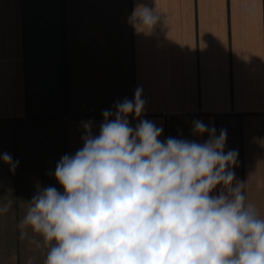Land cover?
<instances>
[{
    "label": "crops",
    "instance_id": "crops-1",
    "mask_svg": "<svg viewBox=\"0 0 264 264\" xmlns=\"http://www.w3.org/2000/svg\"><path fill=\"white\" fill-rule=\"evenodd\" d=\"M138 4L161 15L150 34L132 20ZM137 87L161 140L205 142L197 119L227 130L236 179L264 216V0H0V153L19 161H0V204L12 201L0 264H43L31 231L20 239L28 201L59 189L55 165L83 147V122L98 135L102 112Z\"/></svg>",
    "mask_w": 264,
    "mask_h": 264
},
{
    "label": "clouds",
    "instance_id": "clouds-1",
    "mask_svg": "<svg viewBox=\"0 0 264 264\" xmlns=\"http://www.w3.org/2000/svg\"><path fill=\"white\" fill-rule=\"evenodd\" d=\"M133 19L150 34L161 15L138 4ZM145 103L137 87L115 112H102L98 135L83 122V147L56 163L59 189L37 187L20 239L31 231L43 264H264V216L236 179L238 152H225L227 130L217 135L197 119L192 134H207L205 142L161 140L163 127L140 119ZM129 116L139 120L135 127ZM0 161L19 163L7 152ZM11 208L9 200L0 213Z\"/></svg>",
    "mask_w": 264,
    "mask_h": 264
}]
</instances>
